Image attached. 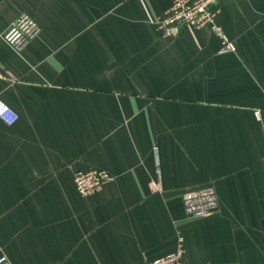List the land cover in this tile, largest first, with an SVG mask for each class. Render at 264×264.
<instances>
[{
	"label": "crops",
	"instance_id": "obj_1",
	"mask_svg": "<svg viewBox=\"0 0 264 264\" xmlns=\"http://www.w3.org/2000/svg\"><path fill=\"white\" fill-rule=\"evenodd\" d=\"M170 3L0 0L11 264H144L179 245L183 264H264V0H218L227 51L208 26L160 35ZM21 15L39 31L16 50L3 34ZM78 170L114 180L81 196ZM209 185L217 211L187 216L182 192Z\"/></svg>",
	"mask_w": 264,
	"mask_h": 264
},
{
	"label": "built area",
	"instance_id": "obj_2",
	"mask_svg": "<svg viewBox=\"0 0 264 264\" xmlns=\"http://www.w3.org/2000/svg\"><path fill=\"white\" fill-rule=\"evenodd\" d=\"M218 0H171L170 6L156 20V29L162 36H171L175 30L182 27L200 28L208 26L221 39L222 50H233V44L228 40L221 27L216 23ZM39 31L37 23L28 15L14 19L3 34V40L16 50L23 48ZM258 115V112H256ZM0 119L12 124L17 119V113L0 100ZM160 170L156 168L158 176ZM114 180V175L107 170H78L74 173L73 181L76 191L81 196L95 193L104 184ZM151 191L161 190L157 179L149 182ZM185 214L190 217H204L217 211V197L212 186L186 189L181 194ZM183 248H178L166 255L146 260L144 264H183ZM0 264H11L8 257L0 255Z\"/></svg>",
	"mask_w": 264,
	"mask_h": 264
}]
</instances>
